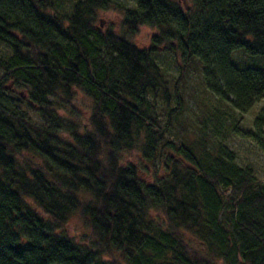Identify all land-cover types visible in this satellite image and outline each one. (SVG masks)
Listing matches in <instances>:
<instances>
[{
	"label": "trees",
	"instance_id": "obj_1",
	"mask_svg": "<svg viewBox=\"0 0 264 264\" xmlns=\"http://www.w3.org/2000/svg\"><path fill=\"white\" fill-rule=\"evenodd\" d=\"M134 2L0 0V264H264V182L182 117L193 76L223 137L264 99V0Z\"/></svg>",
	"mask_w": 264,
	"mask_h": 264
},
{
	"label": "rangeland",
	"instance_id": "obj_2",
	"mask_svg": "<svg viewBox=\"0 0 264 264\" xmlns=\"http://www.w3.org/2000/svg\"><path fill=\"white\" fill-rule=\"evenodd\" d=\"M112 2L124 6L126 8H132L135 4L134 0H111ZM121 13L110 10L106 13H100L98 16V23L100 28H107L111 25L115 32L118 33L121 23ZM155 34V30L143 27L139 30V33L133 38V42L139 48H146L150 44L151 37ZM158 63L163 68L169 80H175L177 76V69L179 62L172 55L159 54L156 57ZM236 59L239 63L247 61V59L241 54L237 53ZM189 87H193V93L195 94L194 102H191L189 108L183 113V118L200 124V118L205 113H213L210 121H206V125L209 129L216 131L217 140H221L223 144L236 155L235 162L241 167H251L254 172V176L257 180L264 182V143L260 144L252 137L251 132H255L253 126L254 118L264 108V99L257 105H255L248 113H246L238 123L237 130L239 133L229 131L225 137H223L224 129H230L227 127L229 122H235L237 120V114L233 112H227L222 116L217 113V110L223 107L218 106L214 99L209 97H200L201 91L197 88V77L193 76L189 81ZM80 114L87 116L88 101L82 96H79ZM216 114H218L217 117ZM219 117V119H218ZM208 129V130H209ZM264 139V138H263ZM66 232L70 237H76L82 232V224L79 220H74L67 228Z\"/></svg>",
	"mask_w": 264,
	"mask_h": 264
}]
</instances>
